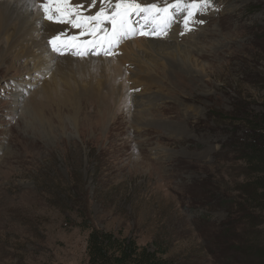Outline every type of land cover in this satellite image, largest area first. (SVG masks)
Here are the masks:
<instances>
[{
	"label": "rangeland",
	"instance_id": "1",
	"mask_svg": "<svg viewBox=\"0 0 264 264\" xmlns=\"http://www.w3.org/2000/svg\"><path fill=\"white\" fill-rule=\"evenodd\" d=\"M212 3L157 58L135 33L112 71L0 69V264H88L91 230L172 264H264V204L244 202L236 153L264 108V0Z\"/></svg>",
	"mask_w": 264,
	"mask_h": 264
},
{
	"label": "snow or ice",
	"instance_id": "2",
	"mask_svg": "<svg viewBox=\"0 0 264 264\" xmlns=\"http://www.w3.org/2000/svg\"><path fill=\"white\" fill-rule=\"evenodd\" d=\"M97 2L98 0H88L87 8L95 7ZM100 3H112V0H100ZM29 7L36 8L37 0H29ZM210 7H213L212 0H174L173 3L165 4L163 7L155 3L142 5L138 0H115L111 10L101 7L95 14L84 15L86 5L77 3L70 6L69 0H41L39 5V9L44 13V19L81 29L79 35H87L90 38L86 42L90 46L88 50H93L97 55L100 54V50H103L105 55L111 54V49L118 46L122 38L136 33L135 22L131 19L133 16L147 14L146 19L162 25L166 34L167 27L175 21L177 14L183 19L185 29L190 30L191 22L203 23V21H193L192 18ZM139 34L159 33L156 30L151 33L141 30ZM63 36L65 33L60 32L48 41L54 52L63 55L67 51L77 49L72 54L79 56L85 54L78 50V45L75 43L76 36L61 39Z\"/></svg>",
	"mask_w": 264,
	"mask_h": 264
},
{
	"label": "bare ground",
	"instance_id": "3",
	"mask_svg": "<svg viewBox=\"0 0 264 264\" xmlns=\"http://www.w3.org/2000/svg\"><path fill=\"white\" fill-rule=\"evenodd\" d=\"M77 3L85 4L86 5L85 9L88 10L87 8L88 0H69L70 6H74ZM112 3H115V0H112ZM97 10L90 11V14H95ZM149 28H151L150 31H153L152 27ZM67 31L71 33L70 35L76 36L78 38L80 29L72 28L71 25L69 24L53 23L49 20L47 22L45 21V23H42L39 10L36 8L34 12L33 8L29 7V0L0 1V36L6 35L8 41V44L4 46L3 39L0 37V69L5 68L4 66L6 65H9L13 59L16 60L22 56L24 59H27L28 61L27 64H29L31 59L39 58V64L43 65V67H48L49 66L48 61L49 60L53 61L55 58V60L57 59L56 64L60 72H63L68 68H71L73 71H76L77 74L83 76L85 74L94 75L95 73L99 74V72H108L109 68H112L110 70L112 71L113 67L116 66L114 65V63L116 62L115 60L116 58H118L120 62L123 61L126 62L129 59L128 53L122 54L116 52L115 54H111L109 57H107L108 59L111 58L110 59L111 63L103 59L102 62L100 60L98 61L95 59L83 61L84 58L75 60L74 58H72V54L63 57L56 56L55 54L53 55L49 54V56L47 57V62L44 61V59L41 57V54L44 51L46 52L44 45L46 39L52 38L53 35H56L60 32L66 33ZM36 36L40 38L38 40V43L34 41V38ZM172 36H174V38L177 40L175 32L172 34ZM172 36H170L169 40L165 42L161 41L160 39L148 40V41L141 40L142 43H140L141 45L140 49L147 55L148 53L156 55L157 58V56H159V53L163 50V48L169 49L170 47H172L171 44H168ZM80 39L85 40V42L79 43L77 39L75 43L78 45L79 50L82 51L83 49L87 48L85 45L87 44L86 42L90 38L87 35H84L80 37ZM24 42H30L31 46L29 47L27 46V48L26 46L25 47L22 46V43ZM31 47H33L32 50ZM33 49L36 50L35 53ZM130 60L133 62L135 61L131 58ZM138 60H147V58L146 56L141 55L139 56ZM86 92L85 94L87 95ZM69 96L70 97L67 101L74 102L76 98L72 93V91L71 93H69ZM78 104L80 103L78 102Z\"/></svg>",
	"mask_w": 264,
	"mask_h": 264
},
{
	"label": "trees",
	"instance_id": "4",
	"mask_svg": "<svg viewBox=\"0 0 264 264\" xmlns=\"http://www.w3.org/2000/svg\"><path fill=\"white\" fill-rule=\"evenodd\" d=\"M246 121L247 139L237 141L241 149L236 153L248 166L247 177H252V181L243 185L244 202L252 200V204L257 203L258 206L259 203L264 204V108L258 116L247 117ZM86 250L88 264H172L146 247H137L132 240H121L97 230L89 233Z\"/></svg>",
	"mask_w": 264,
	"mask_h": 264
}]
</instances>
